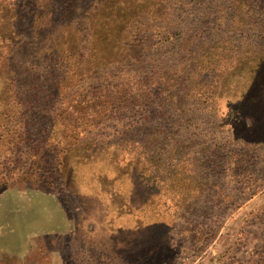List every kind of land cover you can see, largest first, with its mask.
Segmentation results:
<instances>
[{"label":"rangeland","instance_id":"374dc122","mask_svg":"<svg viewBox=\"0 0 264 264\" xmlns=\"http://www.w3.org/2000/svg\"><path fill=\"white\" fill-rule=\"evenodd\" d=\"M5 1L0 264H264V0Z\"/></svg>","mask_w":264,"mask_h":264},{"label":"trees","instance_id":"16d2710c","mask_svg":"<svg viewBox=\"0 0 264 264\" xmlns=\"http://www.w3.org/2000/svg\"><path fill=\"white\" fill-rule=\"evenodd\" d=\"M12 6L13 5L11 3H8L5 0H0V10H1V12H2V9H4V8H10ZM71 18L70 19H67L68 21L66 23V25L69 26V29L74 28V26L71 25L72 24L71 23ZM112 18H113V12H108L104 16L98 17L96 20H91L90 21L89 30L91 31V33H90L91 43H94L95 44V42H96L98 45H101L102 42H103V40H106V38H108V37H106L105 33L106 34H111V32L113 31V29H112V23H113ZM1 27H3V26L1 25ZM78 36L79 35H76L75 34L74 36H72V39L74 38L75 41H76V40H78ZM59 47H60L59 45H56L55 50H57V49L60 50L61 48H59ZM178 102L179 101L177 99L176 100V104H174V105H177ZM21 115L22 114L17 115L18 119H16V120H18L19 122L22 121V118H21L22 116ZM8 122L10 123V121H8ZM58 123H62V118H60V115H58V117L56 116L54 118V120L52 121V124L51 125L53 127H55V126H57ZM25 124H28V121H26ZM5 125L6 124H3L2 127H5ZM1 133H0V135H1ZM52 138H54V140H56V143L55 144L52 143L55 146L59 145L60 143L61 144H67L66 143L67 141L64 140V136L61 137L60 133H58L57 131H53ZM139 142L140 141H137L138 144H139ZM0 144L2 146H4V142L3 143L1 142V138H0ZM14 144H16L15 141H13V144L12 145H14ZM7 148H10V146H7ZM142 148H144V147H142ZM113 155H115L114 152H110L108 156L109 157H113ZM0 183L2 184L4 182L0 181ZM4 184H7V183H4Z\"/></svg>","mask_w":264,"mask_h":264},{"label":"crops","instance_id":"0c3cea01","mask_svg":"<svg viewBox=\"0 0 264 264\" xmlns=\"http://www.w3.org/2000/svg\"><path fill=\"white\" fill-rule=\"evenodd\" d=\"M44 226H46V227H52L53 226V223H44Z\"/></svg>","mask_w":264,"mask_h":264}]
</instances>
